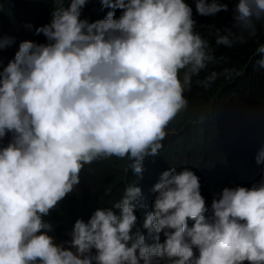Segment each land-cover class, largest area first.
<instances>
[{
	"label": "clouds",
	"instance_id": "9594fccd",
	"mask_svg": "<svg viewBox=\"0 0 264 264\" xmlns=\"http://www.w3.org/2000/svg\"><path fill=\"white\" fill-rule=\"evenodd\" d=\"M22 2L0 0V50L19 44L0 62V264H264V165L206 192L193 171L172 167L143 189L145 231L135 215L141 189L128 184L114 205L77 219L69 241H55L44 217L84 166L127 158L140 177L187 108L185 89L215 58L185 0H98L110 10L96 8L93 22L81 18L91 0H54L36 29L45 43L32 42ZM194 3L201 16L228 11L220 0ZM233 19L241 34L217 32V45L254 36L264 0H238ZM253 55L264 68V44ZM255 160L264 163V147Z\"/></svg>",
	"mask_w": 264,
	"mask_h": 264
},
{
	"label": "trees",
	"instance_id": "16d2710c",
	"mask_svg": "<svg viewBox=\"0 0 264 264\" xmlns=\"http://www.w3.org/2000/svg\"><path fill=\"white\" fill-rule=\"evenodd\" d=\"M185 2L192 8V18L196 21L194 31L208 41L215 62L209 63L199 76H194L191 87L185 89L187 108L169 124L158 155L143 161L140 177L128 169L130 161L127 158H100L84 166L79 185L44 217L51 223L53 231L50 235L57 243L70 240L69 234L77 219L87 222L97 208L111 207L118 202L128 184L141 189V195L134 202L135 215L137 225L145 231L143 189L149 186L148 193L152 192L161 173L172 167L177 170L186 167L193 171L199 177L200 191L206 192L226 181L232 186L230 179L264 165L255 160L259 149L264 147V68L256 65L259 57L253 55L255 49L264 44V20L255 22L254 36L243 32V43L235 42L231 47L217 45V32L225 35L227 28L236 35L241 34V30L234 27L233 19L238 0H220L227 4L228 11L209 16L196 12L194 0ZM57 6L54 0H25L21 3L20 9L32 42H46L36 29L50 22L53 8ZM96 8H102V13L110 10L102 7L98 0H91L81 10V18L89 22L98 20L102 14L96 16ZM17 37L20 38V34ZM12 40L10 46L0 50L3 65L18 51L19 44ZM213 71L218 75L209 87L197 83ZM7 142L8 138H5L4 143ZM206 157L213 158L216 165H208ZM159 264L169 262L160 260Z\"/></svg>",
	"mask_w": 264,
	"mask_h": 264
}]
</instances>
